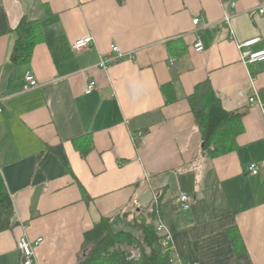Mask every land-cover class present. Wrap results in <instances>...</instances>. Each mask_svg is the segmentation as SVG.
<instances>
[{
	"label": "crops",
	"instance_id": "crops-1",
	"mask_svg": "<svg viewBox=\"0 0 264 264\" xmlns=\"http://www.w3.org/2000/svg\"><path fill=\"white\" fill-rule=\"evenodd\" d=\"M30 22L41 39L15 64ZM87 36L94 45L77 52ZM253 39L264 50V0H0V171L17 221L0 233V264H23L21 237L43 240L38 264H79L100 221L126 231L156 206L171 264H264V62L238 49ZM112 45L135 59L102 69ZM28 73L48 82L29 89ZM206 81L224 111L244 114L236 147L213 158L189 101Z\"/></svg>",
	"mask_w": 264,
	"mask_h": 264
},
{
	"label": "trees",
	"instance_id": "trees-1",
	"mask_svg": "<svg viewBox=\"0 0 264 264\" xmlns=\"http://www.w3.org/2000/svg\"><path fill=\"white\" fill-rule=\"evenodd\" d=\"M18 39L11 61L28 65L33 50L41 39L38 22L24 23L16 30ZM173 99L167 97V103ZM195 122L203 137V154L213 158L236 147L243 131L244 114L228 113L222 108L209 81L197 86L189 98ZM91 145V144H90ZM91 146L83 148L86 154ZM158 207H154L150 221L135 220L126 231H115L109 219H103L84 235V256L79 264H169L170 255H164L161 237L157 232ZM17 224L12 199L0 171V233L11 230ZM123 246L137 248L140 258H131Z\"/></svg>",
	"mask_w": 264,
	"mask_h": 264
},
{
	"label": "built area",
	"instance_id": "built-area-1",
	"mask_svg": "<svg viewBox=\"0 0 264 264\" xmlns=\"http://www.w3.org/2000/svg\"><path fill=\"white\" fill-rule=\"evenodd\" d=\"M261 13H263V10H261ZM230 21H231V17H229V16L225 17V23L226 24H230ZM199 22H200V19H195L193 21L195 26H197L199 24ZM259 42H260V39H253V40L238 44V49L240 50V53H241V59L243 60V62L245 64H255V63H263L264 62V50H262V51H253L252 50V47L257 45ZM94 43H95V41H94V38L92 36L83 37V38L75 41L74 49L77 52H80L82 50H85V49L92 47L94 45ZM193 48H194L195 52H197V53H201L205 50L204 44H203L201 38L197 39ZM111 52L116 54V58L113 59V58L103 57L100 60L99 66L104 70H107L109 65L112 62H115L118 60L122 61V60L127 59V58L130 60L135 59L134 54L124 53L116 45L111 46ZM171 63H173V62H171ZM25 80L28 84L29 89L37 88V87L41 86L42 84L48 82V81H38L33 73H28L26 75ZM95 88H96V82L94 80H91L87 84L85 93L87 95H89L95 90ZM250 103H251V106L255 105L256 99L251 98ZM0 113H1V109H0ZM143 137H144V133L140 132L137 135H135V140L136 139H142ZM249 170H250L252 175L259 174V167L255 163H253L249 167ZM192 202H193L192 197L189 196L188 194L182 193L180 195L179 206L182 210L189 211L192 207ZM135 204L137 205V202H135ZM156 227H157V232H158L159 236L161 237V246H162L163 254L164 255H170V257H171L172 252H173V234L170 232V230L168 229L166 224L161 220L160 214H159L158 219H157ZM42 242H43L42 239H38L36 242L32 243L29 240H27L26 237H21L18 240L17 247H18V250L22 256L23 264H38L37 258H36V248L39 247ZM173 262H174L173 259L170 258L169 263L171 264Z\"/></svg>",
	"mask_w": 264,
	"mask_h": 264
},
{
	"label": "rangeland",
	"instance_id": "rangeland-1",
	"mask_svg": "<svg viewBox=\"0 0 264 264\" xmlns=\"http://www.w3.org/2000/svg\"><path fill=\"white\" fill-rule=\"evenodd\" d=\"M123 250L128 252L131 256V258H140L141 251L137 248L134 247H129V246H123Z\"/></svg>",
	"mask_w": 264,
	"mask_h": 264
}]
</instances>
